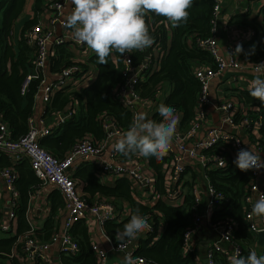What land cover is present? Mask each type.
I'll return each instance as SVG.
<instances>
[{"label": "trees", "instance_id": "trees-1", "mask_svg": "<svg viewBox=\"0 0 264 264\" xmlns=\"http://www.w3.org/2000/svg\"><path fill=\"white\" fill-rule=\"evenodd\" d=\"M54 0H33V17L24 23L22 32L17 40L14 39L13 28L22 14L26 0H0V124L8 125L12 138L17 139L29 130V118L34 115L35 96L38 89V80L30 83L26 92L22 91V85L26 75L31 71L34 64L35 46L27 42L28 30L38 23L42 13L48 9ZM215 0H194L190 12V19L187 25L172 28V41L166 54L161 59L160 68L151 72L150 66L144 70V81H140L136 88L140 91L141 97L146 101L154 98L158 90L163 89V84L171 85V92L166 98L165 104L183 112L181 129H187L196 117V107L201 91V81L195 74L196 68L216 67L215 59L210 52L196 45L197 38H205L211 35L212 19L214 18ZM149 15H151L149 17ZM263 36L260 42L254 37L248 42L240 44L243 51L237 55L243 60L253 64L264 63V6L262 8ZM240 23L246 24L247 15L237 16ZM146 24L149 26L150 35L154 37V45H165L168 37V25L166 18L149 13L145 16ZM252 26L257 27L254 23ZM192 40L190 43L189 41ZM16 46V48H15ZM56 55L52 60V71H60L62 67L72 63V54L68 52L65 43L56 46ZM238 47V46H237ZM236 47V50H237ZM52 53V52H51ZM117 60L113 59V55ZM52 55V54H51ZM132 57L136 64L144 60V52H133ZM96 54L90 57V62L98 69V76L94 82L84 87L83 95L79 91L67 92L60 90L54 93L53 99L48 106L47 114H58L59 111H67L72 103L73 97L79 98L80 108L73 106L76 113L68 118L61 126H54L49 135L40 138V144L53 155L64 158L73 146L83 137H91L98 142L106 136L103 122L109 119L120 130H127L133 122V112L124 105L118 98L115 89L123 81L122 57L118 53H112L108 64H98ZM86 67L85 65H83ZM247 94V93H246ZM85 95L86 102L83 101ZM251 97V96H250ZM259 108L243 111L249 121L261 122L260 131L263 139L254 138L255 143L264 149V103L257 99ZM239 113L235 122H239ZM153 119H161V116H153ZM242 117L240 118V122ZM59 131H62L59 135ZM58 136V137H56ZM223 146L218 143L205 151L208 154L216 155ZM27 161V160H26ZM151 166L157 171L158 183L163 192H167L166 180L162 172L169 174V162L167 155L162 159L149 158ZM4 154L0 155V166L11 165ZM19 170L20 179L15 182L21 192L20 206L17 210L21 222H24V215L29 199V190L34 183L39 182L29 162H19L16 166ZM93 168V167H92ZM102 169V168H101ZM93 170V171H92ZM91 172L83 174L89 181L85 190L90 193H102L112 199L127 201L131 206V213L121 222L108 220L104 224L107 233L117 232L123 229V225L129 222L131 215L137 210L141 214L150 215L154 228L145 238H141L136 255L147 258L154 264H196L192 253L186 252L183 245L184 232L193 225L192 207L194 196L191 193L193 184L184 183L188 188L185 193L182 205H171L163 198L158 199L153 206L135 199L134 189L127 178H118L114 185L100 182L97 171L100 168H93ZM163 170V171H162ZM103 171V170H102ZM211 184L217 190L224 193L226 197L225 209L216 212L213 217L215 224L219 223L220 217L231 221H237L238 227L234 230L233 242L241 245L244 250L252 245H258V234L250 231L248 222L244 219L246 210L250 204L245 200L252 182L250 172H243L238 167L231 166L230 162L226 167H211L207 171ZM82 177V173H80ZM23 219V220H22ZM223 219V218H222ZM52 224V223H51ZM48 225L45 238H49L54 231L53 225ZM162 224V234L158 233ZM74 235V234H73ZM81 238H77L79 249L75 253L62 255V264H94L96 254L87 233L82 230ZM114 238V236H111ZM13 238L0 239V257H7L5 252L10 250ZM116 241V240H115ZM261 256H264V249H258ZM217 258L220 264H229L223 253L218 252ZM1 258V259H2ZM34 264H45L34 262Z\"/></svg>", "mask_w": 264, "mask_h": 264}, {"label": "built area", "instance_id": "built-area-1", "mask_svg": "<svg viewBox=\"0 0 264 264\" xmlns=\"http://www.w3.org/2000/svg\"><path fill=\"white\" fill-rule=\"evenodd\" d=\"M215 1L214 18L212 19L211 26L212 33L205 38H197L196 45L210 52L215 59L216 67L208 70L203 68L195 69L194 72L201 81V91L196 107V117L185 130L181 129L180 125L177 124L173 146L167 154L168 162H170V183L168 184L167 197L175 202L174 205H182L184 203L185 193L187 191L185 192L186 187L183 185L186 183L185 174L187 171L188 158L197 159L205 168L206 174L211 167H226L233 154L237 156V153L241 149H248L249 147L260 154L261 159L264 160V149L257 145V143H247L237 133L226 132L219 127L210 126L203 135H199L207 119V106L212 104L210 89L213 79L223 73L227 68H244L245 65L249 63L246 62L245 64V62H241L234 54H230L229 58H227L220 52L218 20L221 0ZM66 2L67 0H54L50 7L45 10L51 11L49 13L48 22L45 23L47 21L46 17L41 19V16L45 13L44 11L38 23L33 25L27 32V42L35 46V57L33 67L24 79L22 91L26 92L30 83L34 80H38L39 83L35 100L39 98L45 103H49L52 96L57 91L66 90L67 92H73V90L69 91V89L74 86L73 84H77L79 78L81 80H89L90 77L96 76L97 74L95 65L87 64V61L82 60L72 61L71 58L70 61L72 63L62 67L51 79L47 77L44 71L49 64L52 49L56 45H61L66 42L74 44L84 54H86V50L88 49L86 44L77 43L73 37L72 30L64 26L66 20L64 18ZM56 24H59L64 30V33L59 36L55 34L54 25ZM189 42L191 43L192 40ZM152 47L156 46L153 45ZM83 58H85V56ZM152 64L153 59L151 53L148 56L145 55L144 60L138 64L134 61L132 54H125L122 57L123 81L117 86L115 91L124 105L132 110L133 117L138 113V103L142 100L141 93L137 90L136 86L140 81L145 80L143 72L148 66L153 70ZM252 65L256 68L255 64L252 63ZM159 93H161V90H158L151 100L155 98L158 99ZM221 108L229 112L230 109L233 108V104L232 102H227L224 103ZM174 109L175 112H179L176 108ZM72 115L73 110L69 109L65 115L60 114L58 120L64 123ZM241 117V122H250L247 115L243 114V112L241 113ZM147 119L156 122H161L162 120V118L153 119L152 117ZM44 120V117L39 118L36 115L31 116L29 118V130L17 139L12 138L8 125L1 122L0 153L9 154L16 160L20 157H28L31 167L35 175L40 179L41 184L54 186L61 192L65 200V210L67 213L66 226L69 228L67 232L62 233V235L55 232L49 241L42 242L35 237L34 228H31L27 230L22 238L16 240L20 251L24 253L28 260L46 263L50 260L47 251L51 244L55 242H59L62 253L71 254L79 249L78 240L70 233V227L76 222L90 215L96 217L104 226L105 222L108 220H113L118 217L117 211L115 212L108 209L109 201L106 203L104 198H98L96 201H90L86 198L78 180L69 174L68 170L70 168L77 166V164L82 161L86 162L94 159H102L100 166V171L102 173H109L114 177L129 175L138 181L139 187L142 189L150 188L152 179L150 176L143 175L139 171L140 165H137L134 169L128 168L123 159L124 155L117 152L112 147L116 141H112V138L118 137L119 134L129 129L120 130L116 128L115 124L109 119H105L103 122L106 130L104 139L95 142L91 137H83L73 146L64 158H60L50 153L40 144V138L52 132L51 128L45 125ZM228 121L234 124L235 120L233 115L228 116ZM218 143L223 147L216 155L208 154L205 151ZM228 147H232V150L227 149ZM249 172L252 176V182L245 200L250 204V207L246 210L244 219L248 222L249 229L252 224L255 223L257 225L256 230L253 232L258 234L260 231H264V218L256 220V216L252 213V205L257 201L259 196L264 193V183L262 181L264 169ZM0 176L4 178L7 189L17 198L18 191L15 185L18 178L17 171L12 166H0ZM191 193L195 200L192 207L194 220L193 225L184 232L183 245L186 252L194 255L196 264H206L202 254L203 250L205 251L207 264H220L216 256L218 252L223 253L230 264L229 257L234 254L235 249H239L241 257L245 259L252 250L256 251L258 257L261 256L258 252L259 247L257 245L249 246L244 250L241 245L233 242L234 230L238 227L237 221H231L227 218L225 219V217H220L218 218L221 219L220 222L215 224L213 218H210V211L214 210L216 213L225 209V202L227 200L223 192L213 187L209 178H207L208 202L205 212H203L200 189L195 186V184H193ZM145 204L148 206L154 205L151 200L146 201ZM15 208L16 204L12 207L11 216H15ZM147 216L148 223H153L150 215ZM153 228L154 226L151 227L148 232L152 233ZM210 234H213V237L210 238L208 244H205L204 240H207ZM117 248L118 244L114 239H111V246L109 249H103L97 244H92V249L96 254L94 264H109L112 254L119 253L125 256L129 252L132 253L133 257H141L144 259L146 264H154L147 260L146 257L135 254L136 248L134 247V242L122 251L116 250ZM100 250L105 252L107 260L100 254ZM0 264H6V262L0 259ZM112 264H118V262L113 261Z\"/></svg>", "mask_w": 264, "mask_h": 264}, {"label": "crops", "instance_id": "crops-1", "mask_svg": "<svg viewBox=\"0 0 264 264\" xmlns=\"http://www.w3.org/2000/svg\"><path fill=\"white\" fill-rule=\"evenodd\" d=\"M264 6V0H221V9L219 12V20H218V27H219V48L220 52L229 58L230 54H234L237 59L241 60V62H249L245 65L244 68H227L223 73L213 79L211 83L210 89V97L212 104L207 106V119L204 122L199 135H203L206 130L210 126L219 127L220 129L230 132V133H237L239 134L247 143L255 144L256 140L254 138L263 139L262 133L260 131L261 122L254 121L251 123L240 122V117L238 118L239 122H235L234 124L228 121V116L233 115L236 116L239 113H242L244 110L250 108L251 110L259 108L256 101L253 100L254 98L249 94V85L250 82L256 79L257 77L264 79V71L257 73L255 71L253 62L243 60L236 54V47L240 44L250 41L254 37H257L256 42H260L263 36V16H262V8ZM74 5H72L71 0H67L65 4V11H64V18L66 19L68 15L71 14L73 11ZM51 11H45L41 16V19L46 17V22L49 20V13ZM241 14L247 15V23L243 24L240 23L237 19V16ZM23 15V16H22ZM34 15L33 13V0H26L25 8L20 15L19 19L14 25L13 32H14V39L15 43L17 44V40L22 32L24 23L32 18ZM151 15H149L150 17ZM257 27L252 26L251 23H254ZM55 34L59 36L60 34L64 33L63 28L56 24L54 25ZM168 37L167 42L165 45H157L156 47L148 48L144 51V55H147V51H149V55L151 53L153 59V70L154 72L160 68L161 59L163 58L164 54L168 51L170 43L172 41V26L171 24L168 25ZM67 45L68 52L72 54V61L73 60H82L87 61V64H92L90 62V57L95 54L93 50L88 48L86 50V54H84L77 46L74 44L65 43ZM58 46V45H56ZM52 49V55L49 59V64L47 65L46 69L44 70L47 77L49 79L53 78V76L58 71H52V58L56 55L57 47ZM16 48V46H15ZM151 50V51H150ZM85 56V58H83ZM113 59L116 61L117 56L114 54ZM94 65V64H92ZM96 67V66H95ZM205 70L210 69L209 67H201ZM98 76V69L97 74L94 79L96 80ZM93 81V82H94ZM91 84V83H90ZM75 86V84H73ZM89 85V84H88ZM69 89V91L75 90V87ZM87 86V85H86ZM78 91V90H76ZM84 91V90H83ZM171 92V85L168 83L163 84V89L161 93L158 95V99L146 101L144 98L138 103V113L143 112L146 114V118H150L153 116H157L159 114L158 107L161 104H165L166 98ZM79 93L83 95L82 91L80 90ZM247 93V94H246ZM251 96V97H250ZM53 99V98H52ZM73 102L69 104L68 109L73 108H80V100L79 98L73 97ZM83 101L86 102L85 95L83 96ZM232 102L233 108L230 111H226L221 106L224 103ZM51 103H45L39 98H36L35 105H34V115L39 118H45V125L51 128V131L54 126L58 127L61 126L62 123L58 120V116L65 115L68 111H59L57 113L45 117L47 114L48 106ZM178 110V109H177ZM254 111V110H253ZM73 113H76L73 110ZM177 117V124L181 126V120L183 117V112L179 110V112H175ZM62 131H59V135L62 134ZM198 135V136H199ZM58 137V136H56ZM118 137H113L112 141L116 140ZM264 143V142H262ZM227 149L232 150V147H228ZM4 154L6 158L12 162L11 165L18 174V181L20 179V174L18 168L16 167L17 164L21 162H29L30 160L28 157H20L19 159H14L12 156L6 153ZM237 158L235 154L230 158L231 166L237 167L234 164V160ZM124 162L130 169H134L137 165H140V172L143 175H148L152 179V184L150 188L142 189L139 187L138 181L127 175H121L120 177H114L109 173L105 174L101 171H97L96 175L98 176L99 180L103 184L114 185L115 181L118 178H127L134 189V197L136 200L146 203V201L151 200L155 203L158 199L163 198L165 201L169 202L171 205H174V201L170 200L167 197V192H163L160 189V183H158V173L157 171L151 166L149 159H145L140 155H131V156H123ZM27 160V161H26ZM102 163V159H94L91 161H82L77 164V166H73L68 170L69 174L75 177L76 180L81 185V189L90 201H96L98 198H104L106 203L108 202V209L117 211L118 217L115 220L116 222H121L126 217H128L131 213V206L130 203L127 201H120L118 199H112L108 196L103 195L102 193H90L85 190L86 185L89 184V181L83 176V174L91 172L93 168H100ZM170 163V162H169ZM31 165V163H30ZM93 167V168H92ZM93 171V170H92ZM163 171V170H162ZM82 173V177L80 176ZM162 176L167 179L165 186L168 189V184L170 183L169 174L162 172ZM38 178V177H37ZM186 182H191L195 184L200 189V194L202 197V205H203V212L206 211V206L208 202V193H207V174L205 172V168L200 164L197 159L188 158L187 159V171L185 174ZM39 179V178H38ZM264 183V175L262 179ZM17 191L18 197L15 198L13 194L7 189L6 182L2 176H0V239H9L14 237V241L10 245V250L5 252L7 257L0 259L5 261L6 264H34V262L28 260L24 253L20 251L19 246L16 243V240L22 238L23 235L27 232V230L34 228L35 237L42 241L46 242L49 241L52 235L56 232L60 235L65 233L69 230L66 226L67 221V213L65 210V200L61 194V192L55 188L54 186H46L42 185L39 179V182L34 183L30 190H29V199L27 208L24 215V222H21V218L18 215V208L20 206L21 201V192L18 187L17 182ZM188 191V188H185V192ZM255 203V202H254ZM16 204L15 208V216H11V211L13 205ZM254 205V204H253ZM252 205V207H253ZM210 218H213L215 215V211H210ZM23 220V219H22ZM256 220H260V218L256 217ZM52 223V224H51ZM53 225L54 231L49 238H45L46 232L48 230L46 227L48 225ZM161 227L162 224H161ZM161 227L158 229V233L160 234ZM163 229V228H162ZM84 230L87 235L89 236V240L91 244H97L99 247L103 249H109L111 246V239L115 240L116 232L107 233L104 229V226L99 222V220L94 216H87L86 218L81 219L80 221L76 222L72 227H70V233L75 237V239H79L82 236L80 232ZM148 231L145 232L137 241H134V247L136 250L139 248V242L141 238H145L148 235ZM206 233V232H205ZM111 236H114L111 237ZM212 234L209 236V240ZM77 237V238H76ZM110 238V240H109ZM50 257L49 262H42L45 264H62V251L59 242H55L51 244L49 250L47 251ZM11 255V256H10ZM115 255H111V261L109 264H112L113 260H115ZM119 264V263H118Z\"/></svg>", "mask_w": 264, "mask_h": 264}, {"label": "clouds", "instance_id": "clouds-1", "mask_svg": "<svg viewBox=\"0 0 264 264\" xmlns=\"http://www.w3.org/2000/svg\"><path fill=\"white\" fill-rule=\"evenodd\" d=\"M71 3L74 8L64 26L72 30L77 43L86 44L95 52L98 64L106 65L114 52L123 57L136 51L144 52L154 45L155 39L145 20L147 14L164 17L172 27H181L189 22L194 0H71ZM242 51L238 46L236 54ZM255 65L257 73L264 71V63ZM249 94L264 103V79L257 77L251 81ZM158 112L161 122L147 119L143 112L135 114L129 130L118 135L113 149L124 156L140 155L145 159L160 160L166 156L173 146L177 117L175 109L164 104L158 107ZM234 164L243 172L264 169V160L251 147L241 149ZM252 213L257 218H264V193L254 203ZM150 228L148 216L137 210L123 229L116 232V250L126 249ZM256 228L254 223L250 231ZM100 254L107 260L105 252L100 250ZM229 261L230 264H264V256L258 257L252 250L245 259L240 250L235 249ZM123 264L146 262L129 252L124 256Z\"/></svg>", "mask_w": 264, "mask_h": 264}, {"label": "rangeland", "instance_id": "rangeland-1", "mask_svg": "<svg viewBox=\"0 0 264 264\" xmlns=\"http://www.w3.org/2000/svg\"><path fill=\"white\" fill-rule=\"evenodd\" d=\"M23 16V15H22ZM96 76H92L89 78V80H81L79 77L78 81H77V84H75V90H78V91H83L84 87L90 83H92L94 81ZM162 227H161V230H160V234H162ZM123 259H124V256L122 254H119V253H116L115 255V260L113 261H117L119 264H123Z\"/></svg>", "mask_w": 264, "mask_h": 264}, {"label": "water", "instance_id": "water-1", "mask_svg": "<svg viewBox=\"0 0 264 264\" xmlns=\"http://www.w3.org/2000/svg\"><path fill=\"white\" fill-rule=\"evenodd\" d=\"M149 55V51H147V56ZM150 225H151V227H153L154 226V224L151 222L150 223ZM211 237H213V234H212V236ZM204 243L205 244H208L209 243V239H207V240H204ZM258 245H259V248L260 249H264V231H260L259 233H258ZM202 254H203V258H204V262L207 264V258L205 257V251L203 250L202 251Z\"/></svg>", "mask_w": 264, "mask_h": 264}]
</instances>
